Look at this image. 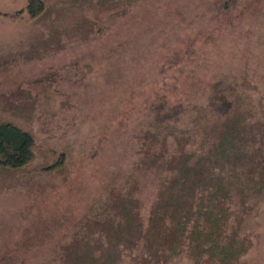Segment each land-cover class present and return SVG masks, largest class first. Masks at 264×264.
I'll list each match as a JSON object with an SVG mask.
<instances>
[{
    "label": "rangeland",
    "instance_id": "374dc122",
    "mask_svg": "<svg viewBox=\"0 0 264 264\" xmlns=\"http://www.w3.org/2000/svg\"><path fill=\"white\" fill-rule=\"evenodd\" d=\"M43 2L31 16L0 0V120L34 137L28 164L0 167V264H61L104 239L127 167L161 145L146 131L162 113L180 109L168 124L200 151L223 98L264 121V0ZM153 175L134 192L145 208ZM258 218L240 264H264Z\"/></svg>",
    "mask_w": 264,
    "mask_h": 264
},
{
    "label": "trees",
    "instance_id": "16d2710c",
    "mask_svg": "<svg viewBox=\"0 0 264 264\" xmlns=\"http://www.w3.org/2000/svg\"><path fill=\"white\" fill-rule=\"evenodd\" d=\"M43 3L27 0V11L37 16ZM223 99L228 105L215 117L205 151L189 146L190 129L168 124L180 109L157 116V129L146 133L161 145L146 146L151 159L127 167L107 236L78 243L75 257L61 264L241 263L255 244L258 215L264 217V121L249 126L234 112L235 97ZM33 155V135L0 120V167H23ZM149 172L157 191L145 208L134 192Z\"/></svg>",
    "mask_w": 264,
    "mask_h": 264
}]
</instances>
